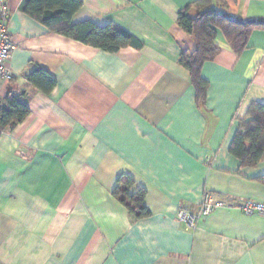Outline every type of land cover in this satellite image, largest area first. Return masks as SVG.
<instances>
[{"label":"crops","instance_id":"obj_1","mask_svg":"<svg viewBox=\"0 0 264 264\" xmlns=\"http://www.w3.org/2000/svg\"><path fill=\"white\" fill-rule=\"evenodd\" d=\"M193 1L82 0L73 22L112 23L142 42L109 53L50 31L23 0H0L15 46L0 100L29 109L0 138V264H264V215L237 208L264 203L254 180L264 161L243 167L229 152L249 105L264 103V29L239 54L217 34L197 101L178 62L193 43L176 21ZM212 4L264 17V0ZM37 67L56 80L49 93L26 79ZM120 177L129 195L144 191L149 216L133 218L113 196ZM206 192L229 206L186 229L176 211Z\"/></svg>","mask_w":264,"mask_h":264},{"label":"trees","instance_id":"obj_2","mask_svg":"<svg viewBox=\"0 0 264 264\" xmlns=\"http://www.w3.org/2000/svg\"><path fill=\"white\" fill-rule=\"evenodd\" d=\"M81 6L82 0H23L21 10L56 34L109 53L127 46L141 48L142 42L112 23L98 26L87 20L73 22L72 17ZM191 9L196 11L193 16L190 14ZM176 21L193 43V50L182 51L178 62L189 72L197 101L206 98L208 82L202 78L200 70L205 62L214 60L219 53V48L214 44L217 34L222 33L234 52L239 54L247 47L252 30L264 29V26L234 22L223 15L212 4V0H194L178 12ZM26 79L44 93H49L56 85V80L40 67L29 71ZM28 113L27 105L19 97L7 95L1 102L0 130L12 129ZM229 152L243 167H255L264 161V103L252 102L249 105L239 122ZM254 180L264 184V175ZM131 185L130 178L120 177L112 192L113 196L127 208L133 218L149 216L150 211L143 202L144 191L129 195L127 190Z\"/></svg>","mask_w":264,"mask_h":264},{"label":"built area","instance_id":"obj_3","mask_svg":"<svg viewBox=\"0 0 264 264\" xmlns=\"http://www.w3.org/2000/svg\"><path fill=\"white\" fill-rule=\"evenodd\" d=\"M9 7L6 3L0 4V88L13 78V73L9 65L14 44L10 39L8 30ZM1 107V100H0ZM2 131L0 130V138ZM229 206L223 200L215 198L211 193H204L201 202L193 211L180 208L176 211V220L183 224L186 229H193L198 221L213 211ZM237 208L244 214L264 215V203L253 200H245L237 205Z\"/></svg>","mask_w":264,"mask_h":264},{"label":"water","instance_id":"obj_4","mask_svg":"<svg viewBox=\"0 0 264 264\" xmlns=\"http://www.w3.org/2000/svg\"><path fill=\"white\" fill-rule=\"evenodd\" d=\"M221 13L225 16H227L229 19L233 20L234 22L238 24H243V25H259V26H264V17H250V18H239V17H234L228 13L222 12Z\"/></svg>","mask_w":264,"mask_h":264}]
</instances>
